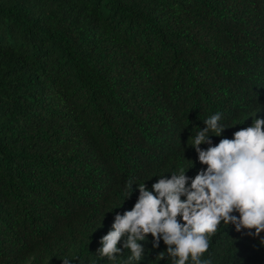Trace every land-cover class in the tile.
I'll list each match as a JSON object with an SVG mask.
<instances>
[{
  "label": "trees",
  "instance_id": "16d2710c",
  "mask_svg": "<svg viewBox=\"0 0 264 264\" xmlns=\"http://www.w3.org/2000/svg\"><path fill=\"white\" fill-rule=\"evenodd\" d=\"M216 112L228 138L264 118V0H0V264H124L96 249L127 181L194 177ZM247 231L221 222L203 258L264 264ZM141 243L133 264H171Z\"/></svg>",
  "mask_w": 264,
  "mask_h": 264
},
{
  "label": "clouds",
  "instance_id": "9594fccd",
  "mask_svg": "<svg viewBox=\"0 0 264 264\" xmlns=\"http://www.w3.org/2000/svg\"><path fill=\"white\" fill-rule=\"evenodd\" d=\"M221 119L222 114L216 112L203 121L205 126L199 127L194 137L188 138V146L195 149L199 163L206 166L194 177L186 174L193 165L187 170L181 166L170 176H158L151 189L146 183L127 181V198L133 185L139 195L130 210L115 214L109 231L100 237L96 253L101 258L116 262L118 256L129 250L131 255L124 264L140 261L145 252L141 242L151 234L153 248H159L161 240L166 245V251L157 254L160 260L167 254L171 264H211L203 257L221 222L233 225L237 232L248 230L250 236H261L264 118L256 114L249 126L240 127L231 138L223 136L230 127L222 124ZM213 136L222 138L214 143ZM62 261L71 264L68 258Z\"/></svg>",
  "mask_w": 264,
  "mask_h": 264
}]
</instances>
